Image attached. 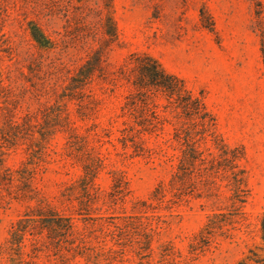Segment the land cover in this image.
<instances>
[{
	"label": "rangeland",
	"instance_id": "1",
	"mask_svg": "<svg viewBox=\"0 0 264 264\" xmlns=\"http://www.w3.org/2000/svg\"><path fill=\"white\" fill-rule=\"evenodd\" d=\"M102 2L0 0V126L8 113L20 121L26 113L37 112L41 125H59L62 120L53 113L60 109L61 116L85 136V149L103 160L94 179L98 197L92 218L82 220L73 214L77 231L89 235L85 247L91 262L98 253V264H238L246 256L259 261L251 259L247 264H263L259 219L264 209V0H111L117 37L103 55L105 80L95 77L85 88L97 103L89 117L82 118L77 101L59 87L96 48ZM29 21L40 26L53 48L36 45L29 35ZM79 36L84 43L76 41ZM133 52L152 55L166 71L181 77L194 95L203 97L221 138L244 150L249 194L243 214L229 218L227 225L220 222L203 238L198 233L213 213L205 199L178 200L166 194L159 205L150 198L157 184L167 183L176 163L170 124L157 135H145L142 152L121 141L118 115L124 87L113 85L110 78ZM35 89L38 96H33ZM65 142L66 135L57 132L32 163L38 164L36 189L68 214L72 210L61 204L59 194L82 171L72 163ZM2 159L12 169L23 165L24 146L10 148ZM118 174L126 181L119 194L112 186V176ZM26 205L8 197L0 200V245ZM130 215L137 228L122 232L123 246H116L110 234L124 230L123 217ZM145 218L157 227L149 245L137 234ZM21 244L11 250L12 261L1 251L0 264H27L29 245ZM45 259L38 255L28 264H45ZM74 261L85 264L83 257Z\"/></svg>",
	"mask_w": 264,
	"mask_h": 264
},
{
	"label": "trees",
	"instance_id": "2",
	"mask_svg": "<svg viewBox=\"0 0 264 264\" xmlns=\"http://www.w3.org/2000/svg\"><path fill=\"white\" fill-rule=\"evenodd\" d=\"M102 4L100 37L96 38V48L88 51L83 62L59 87L68 92L64 93L65 96L77 101L78 115L82 118L89 117L97 103V99L87 94L85 88L93 78H105L103 55L117 37L111 0H103ZM1 23L0 18V27ZM28 25L29 35L37 46L54 47L37 23L29 21ZM76 41L84 43L82 36ZM261 52L264 66V37L261 39ZM110 81L113 85L124 87L118 115L122 118L119 132L124 144L130 143L134 150L142 152L145 135H157L165 124L171 126L170 141L172 149L177 152L176 163L167 183L157 184L151 200L160 205L166 194L178 200L183 197L205 199L213 213L199 231V238L210 234L220 222L227 225L229 218L243 214L242 208L249 194L247 172L242 165L244 150L239 145H228L217 133L215 117L207 110L203 97L194 95L181 77L166 71L155 57L146 52L130 53L112 73ZM53 89L56 90V86ZM37 91L35 89L33 96H38ZM160 99L163 103H159ZM62 113L60 109L53 113L54 118L62 120L59 125H41L37 122L38 112L26 113L20 121L15 119L14 114L8 113L3 117L5 125L0 126V200L8 197L27 204L24 212L10 225L4 244L0 245V252L4 251L9 261L13 260L11 250H18L26 241L29 245L27 264L38 255L46 258L45 264H75L76 257H83L85 264L99 263L98 253L90 261L91 256L85 247L89 235L86 231H77L73 214L79 215L82 220L92 218L90 211L94 210L93 204L98 197L94 179L103 160L85 149V136L78 134V127L65 115L61 116ZM57 132L66 135L68 155L82 171L59 194L61 204L66 210H72L68 214L51 205L34 186L35 167L38 165L33 164L37 162L35 158L43 154L46 143ZM20 145L24 146L27 162L15 169L6 167L2 155ZM112 181L113 191L122 193L126 184L123 176H112ZM218 216L220 221L216 220ZM132 218L131 215L123 217L124 230L118 228V233L111 232L110 239L114 245L123 246L122 232L137 228L132 226ZM145 219L139 223L137 234L145 239L142 240L144 245H149L157 227H152L148 218ZM259 225L264 249V209ZM249 252L258 256L255 251ZM251 259L246 256L238 264H247V260Z\"/></svg>",
	"mask_w": 264,
	"mask_h": 264
}]
</instances>
